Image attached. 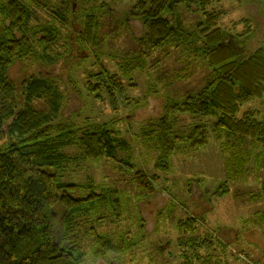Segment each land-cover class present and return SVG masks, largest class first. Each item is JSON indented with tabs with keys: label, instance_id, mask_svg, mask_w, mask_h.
<instances>
[{
	"label": "trees",
	"instance_id": "16d2710c",
	"mask_svg": "<svg viewBox=\"0 0 264 264\" xmlns=\"http://www.w3.org/2000/svg\"><path fill=\"white\" fill-rule=\"evenodd\" d=\"M218 1L139 0L133 8L134 18H129L141 22L142 35L139 54L122 65L127 74L132 76L133 71L142 68L153 53L169 44L176 49L184 48L186 53L190 50L195 55L193 61L201 58L210 69L209 77L198 92L188 93L183 99L168 97L162 114L154 122L152 137L148 140L158 154L155 168L165 173L171 172L170 157L179 152H196L212 137L220 144L225 141L223 138H228L224 146L221 144V149L231 155L233 164L230 163L228 168L234 165L239 178L246 175L248 164L264 154V117L258 115L257 109H242L254 100L262 102L264 107V45L247 57L238 53L236 44L227 41L229 32L218 26L223 11L212 7ZM66 3L72 15L81 10L79 0H66ZM42 5L37 0H0V17L4 26L0 29V100L3 102L0 106V136L8 132L20 138L19 142L12 141L8 147L0 148V264H84L86 239L90 241L93 257L99 262H105L106 256L113 252H118L116 258L121 260L144 248L148 234L144 231L140 214L137 215L140 225L137 232L130 233L131 237H123L129 232L114 234L112 229H103V223L105 217L119 223L129 205V202L122 201L120 191L63 181L70 162L64 148L77 146L84 160L114 158L119 147H124L118 131L111 122L77 126L69 117L52 124L50 115L31 106L33 100L44 98L57 114L62 102L61 85L68 96L71 92L82 96L74 80L67 79L65 66L74 58L73 50L63 57L50 54L61 41V32L57 25L38 23L37 8ZM183 5H193L195 10L203 8L202 13L209 25L203 28L205 23L201 21L193 29L186 28L180 12ZM244 21L250 25L249 20ZM92 26L90 22V32ZM198 43L202 47L196 48ZM16 66L22 67L19 77L13 72ZM110 78L115 89L124 92L121 77L113 75ZM108 95L116 106L115 91H108ZM178 114H191L213 122L201 121L179 133L176 130L178 120L172 119ZM241 144H249V150L248 147H239ZM236 147L238 153L234 151ZM135 180L142 193L149 196L155 193L154 182L149 181L143 170L136 172ZM199 182L190 180L186 186L192 201L194 184L205 196ZM229 191V182L225 181L212 198ZM206 202L209 211L212 203L210 200ZM101 207L105 211L101 212ZM159 218L160 221L165 218L163 211ZM186 218L177 222L182 264H222L224 251L231 257V249L221 234L230 228L207 230L202 236L197 230L199 223H206L204 214L199 220L194 216ZM128 219L133 227L132 212ZM85 223L89 226L83 229ZM245 224L264 232V210L247 219ZM243 241L247 245L243 249L248 254L251 249H259L257 244L245 238ZM214 257L219 258L216 263ZM234 260V264H244L241 259L234 257ZM245 264L254 263L248 261Z\"/></svg>",
	"mask_w": 264,
	"mask_h": 264
},
{
	"label": "rangeland",
	"instance_id": "374dc122",
	"mask_svg": "<svg viewBox=\"0 0 264 264\" xmlns=\"http://www.w3.org/2000/svg\"><path fill=\"white\" fill-rule=\"evenodd\" d=\"M37 1L43 4L42 8H37L38 23L57 25L61 32V41L50 54L63 57L73 50L74 58L65 66L67 79L70 77L74 80L82 96L73 92L68 96L60 84L63 93L57 114L53 113L44 98L33 100L31 106L50 115L52 124L61 123L64 117L71 118L77 126L111 122L124 143L114 158L104 157L99 161L84 160L77 146L64 148L63 152L70 157V162L63 181L119 190L122 201L129 202V205L125 207L119 223H116V219L105 217L103 229H112L114 234L129 232L124 233L123 237H131L140 225L137 217L139 213L144 220V231L148 234L144 248L135 250L136 254L133 251L117 260L118 252L109 253L105 262H99L93 257L90 241L86 239L87 258L84 264H107L106 261L115 264H182L181 247L179 241L177 243L180 236L177 222L188 216L199 220L203 214L206 223L198 224V234L203 236L207 230L230 228L229 231H221V234L233 254L229 258L224 251L222 264H234V257L243 260L244 264L248 261L264 264V232L245 224L247 219L264 210L263 153L257 161L247 165L246 175L239 178L234 165L228 168L232 163L231 155L221 149V144L224 146L228 138H223L225 141L220 144V141L212 137L206 146L196 152H179L170 157L171 172L165 173L155 168L158 154L148 140L152 137L154 122L162 114L168 97L183 99L186 94L198 92L203 87L210 73L207 64L201 58L193 61L195 55L190 50L186 53L184 48L176 49L169 44L153 53L144 66L134 70L131 76L122 65L139 54L141 22L129 19L134 18L133 8L139 0H79L81 10L74 15L67 10L66 0ZM212 7L223 11L218 26L229 32L227 41L236 44L238 53L247 57L264 45V0H220ZM181 8L186 28L193 29L201 21L205 23L202 24L203 28L209 25L207 17L202 13L203 8L195 10L193 5H183ZM245 19L249 20L250 25L243 22ZM90 22L93 25L91 32L88 29ZM2 23L0 17V29L4 27ZM198 47H202V44L198 43ZM21 69V66H16L13 72L19 77ZM113 75H119L123 80L124 92L115 89L110 78ZM108 91H115L116 106H113ZM2 103L0 100V106ZM248 108L257 109L258 115L264 117L262 102L251 101L242 109ZM190 115L178 114L172 117L178 120L176 130L179 133L188 131L193 124L201 121L207 124L213 122ZM19 140L17 135L7 132L0 136V148H6L12 141ZM239 147H248L249 150L250 145L241 144ZM234 151L238 153V147ZM138 170H143L148 174L149 181L154 182L153 195L144 194L137 188L135 177ZM236 171L242 175L241 171ZM195 179L200 180L198 184L205 196L194 184L192 201L186 186L190 180ZM225 181L229 182L230 191L226 195L212 198L215 190ZM207 200L212 203L209 211L206 210L209 206ZM100 210L105 211L103 207ZM162 211L165 218L160 221L162 216L159 218V213ZM131 212L135 220L133 227L128 219ZM82 225L85 229L89 223ZM180 226L183 228L182 224ZM76 229L79 230L78 227ZM79 235L84 237L81 233ZM241 235L242 239L237 241ZM243 238L257 244L259 249H251V254H248L243 249L247 247ZM142 249L147 251L142 252ZM215 257L212 259L216 263L219 258Z\"/></svg>",
	"mask_w": 264,
	"mask_h": 264
},
{
	"label": "crops",
	"instance_id": "0c3cea01",
	"mask_svg": "<svg viewBox=\"0 0 264 264\" xmlns=\"http://www.w3.org/2000/svg\"><path fill=\"white\" fill-rule=\"evenodd\" d=\"M239 227H237V229H238Z\"/></svg>",
	"mask_w": 264,
	"mask_h": 264
}]
</instances>
